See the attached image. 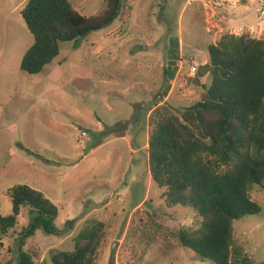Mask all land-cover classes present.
I'll return each mask as SVG.
<instances>
[{"label":"rangeland","instance_id":"rangeland-1","mask_svg":"<svg viewBox=\"0 0 264 264\" xmlns=\"http://www.w3.org/2000/svg\"><path fill=\"white\" fill-rule=\"evenodd\" d=\"M27 1L0 0V213L11 212L9 189L26 184L58 207L59 228L67 220L74 225L61 236L37 231L24 250L34 252L35 264H50V252L74 249L75 236L95 219L104 227L93 264H213L174 235L199 217L189 207L168 206L151 179L149 133L156 107L183 111L203 98L208 44L225 33L264 40V0L224 5L216 16L186 0H123L112 24L61 43L35 75L20 68L34 41L21 15ZM70 1L86 16L106 4ZM174 51L178 68L170 81L164 68ZM249 194L261 212L234 222L233 257L264 261V184ZM28 223L23 207L16 226L0 236V264H17Z\"/></svg>","mask_w":264,"mask_h":264},{"label":"trees","instance_id":"trees-1","mask_svg":"<svg viewBox=\"0 0 264 264\" xmlns=\"http://www.w3.org/2000/svg\"><path fill=\"white\" fill-rule=\"evenodd\" d=\"M105 2L101 13L86 16L70 0H28L21 15L34 41L22 56L21 70L41 73L59 55L61 43L112 24L123 0ZM172 45L177 51L179 40L173 39ZM175 51L164 68L170 81L178 68ZM205 54L209 81L203 98L183 111H174L171 105L156 107L148 170L168 206L189 207L199 217L195 227L181 226L174 232L183 247L213 264H264L247 254L233 257L232 250L234 222L261 212L249 191L264 184V40L225 33L207 45ZM9 195L12 208L8 215L0 213V236L16 226L21 209L28 207L29 223L19 234L17 264H35L34 252L23 248L26 240L37 231L67 234L74 221L59 228L58 207L26 184L13 186ZM103 227L92 219L75 236L74 249L50 252V264H93Z\"/></svg>","mask_w":264,"mask_h":264},{"label":"built area","instance_id":"built-area-1","mask_svg":"<svg viewBox=\"0 0 264 264\" xmlns=\"http://www.w3.org/2000/svg\"><path fill=\"white\" fill-rule=\"evenodd\" d=\"M239 1L242 0H186V3L188 5L193 4V3H200L202 4L205 14L207 15H218L219 10L224 6V5H236ZM217 11V12H216ZM191 69L193 72H195L196 67L192 66Z\"/></svg>","mask_w":264,"mask_h":264},{"label":"crops","instance_id":"crops-1","mask_svg":"<svg viewBox=\"0 0 264 264\" xmlns=\"http://www.w3.org/2000/svg\"><path fill=\"white\" fill-rule=\"evenodd\" d=\"M166 100H168V99H166ZM166 100H165V98H164V100H163V101H161V102H164V101H166Z\"/></svg>","mask_w":264,"mask_h":264}]
</instances>
